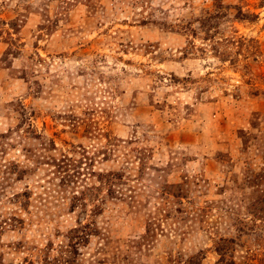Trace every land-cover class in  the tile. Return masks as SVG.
Returning a JSON list of instances; mask_svg holds the SVG:
<instances>
[{"label": "rangeland", "instance_id": "1", "mask_svg": "<svg viewBox=\"0 0 264 264\" xmlns=\"http://www.w3.org/2000/svg\"><path fill=\"white\" fill-rule=\"evenodd\" d=\"M0 264H264V0H0Z\"/></svg>", "mask_w": 264, "mask_h": 264}, {"label": "trees", "instance_id": "2", "mask_svg": "<svg viewBox=\"0 0 264 264\" xmlns=\"http://www.w3.org/2000/svg\"><path fill=\"white\" fill-rule=\"evenodd\" d=\"M219 261H221V259Z\"/></svg>", "mask_w": 264, "mask_h": 264}]
</instances>
